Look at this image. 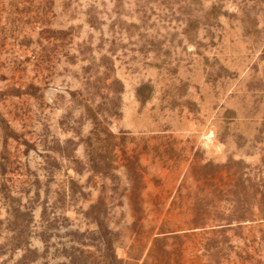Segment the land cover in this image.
Here are the masks:
<instances>
[{
	"label": "rangeland",
	"instance_id": "374dc122",
	"mask_svg": "<svg viewBox=\"0 0 264 264\" xmlns=\"http://www.w3.org/2000/svg\"><path fill=\"white\" fill-rule=\"evenodd\" d=\"M0 264H264V0H0Z\"/></svg>",
	"mask_w": 264,
	"mask_h": 264
}]
</instances>
